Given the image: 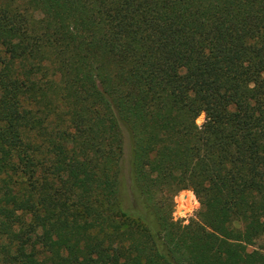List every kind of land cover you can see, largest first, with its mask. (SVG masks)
Segmentation results:
<instances>
[{
    "label": "trees",
    "instance_id": "trees-1",
    "mask_svg": "<svg viewBox=\"0 0 264 264\" xmlns=\"http://www.w3.org/2000/svg\"><path fill=\"white\" fill-rule=\"evenodd\" d=\"M260 242L264 0H0V264H264Z\"/></svg>",
    "mask_w": 264,
    "mask_h": 264
},
{
    "label": "rangeland",
    "instance_id": "rangeland-1",
    "mask_svg": "<svg viewBox=\"0 0 264 264\" xmlns=\"http://www.w3.org/2000/svg\"><path fill=\"white\" fill-rule=\"evenodd\" d=\"M203 117L202 122L199 123V125H202L206 121V115L205 113H202L198 118L197 121ZM198 124V123H197ZM129 143L127 142L126 144V149H125V155H124V160L121 164V174L123 178V186L122 190L126 191V193L129 194V191H127V185L130 182V177H129V166H128V156H129ZM191 192V193H190ZM194 195H193V194ZM199 195L196 193V191L189 185L179 191L177 195L174 197V210H173V217L175 221L181 222L182 225H187L192 221H196L197 215L200 209V206L198 205L197 202H201L199 199ZM202 205V204H201ZM210 232L216 233L219 235V233L209 229ZM264 243V242H260Z\"/></svg>",
    "mask_w": 264,
    "mask_h": 264
},
{
    "label": "clouds",
    "instance_id": "clouds-1",
    "mask_svg": "<svg viewBox=\"0 0 264 264\" xmlns=\"http://www.w3.org/2000/svg\"><path fill=\"white\" fill-rule=\"evenodd\" d=\"M202 119H203V117H201V119L198 120L197 123H198V124L201 123V122H202Z\"/></svg>",
    "mask_w": 264,
    "mask_h": 264
}]
</instances>
